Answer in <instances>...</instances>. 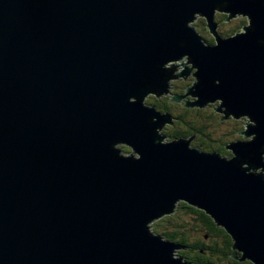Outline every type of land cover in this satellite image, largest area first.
Wrapping results in <instances>:
<instances>
[{"label":"water","instance_id":"1","mask_svg":"<svg viewBox=\"0 0 264 264\" xmlns=\"http://www.w3.org/2000/svg\"><path fill=\"white\" fill-rule=\"evenodd\" d=\"M216 11L248 24L226 36ZM261 44L264 0H0V264H191L149 228L181 201L264 264ZM167 93L247 122L231 156L163 141L145 98Z\"/></svg>","mask_w":264,"mask_h":264},{"label":"trees","instance_id":"2","mask_svg":"<svg viewBox=\"0 0 264 264\" xmlns=\"http://www.w3.org/2000/svg\"><path fill=\"white\" fill-rule=\"evenodd\" d=\"M216 21L219 24L218 29L226 36L238 32L245 25V21H241L229 30L222 31L220 28L223 23L229 22L227 15L217 13ZM195 25L208 42H216L214 36L211 33L209 35L204 18H199ZM190 81L184 82L180 88H174L173 93L185 92ZM169 98V96L162 98L152 96L147 100L160 111L168 112L173 117V122L163 128L169 138L193 137L192 145L204 151L231 156L225 144L241 137L238 131L242 128L243 122L235 120L234 130L219 134V128L217 127V130L215 125H219L224 120H220V115L211 105L204 108L186 107L182 102H171ZM183 215L185 216L182 217ZM152 227L165 239L184 246L183 258L195 261V264H253L248 260L240 261L233 258L232 255L236 250L233 248L231 235L218 226L205 211L186 202H179L174 213L156 220Z\"/></svg>","mask_w":264,"mask_h":264},{"label":"rangeland","instance_id":"3","mask_svg":"<svg viewBox=\"0 0 264 264\" xmlns=\"http://www.w3.org/2000/svg\"><path fill=\"white\" fill-rule=\"evenodd\" d=\"M216 13H221V12H219V11H216ZM243 22V21H245V25L246 24H248V19L246 18V17H244V16H238V17H236V18H232L228 23H223V25L221 26V30L222 31H225V30H229L231 27H233V26H235V24H238L239 22ZM242 30V28L241 29H239L238 31H241ZM220 33H222V32H220ZM187 60L188 59H186V57H184V60H180V61H183V62H187ZM180 61H172V62H170L168 65H166V67H169L170 66V64H172V63H175V64H180L181 62ZM190 67H191V63H187ZM178 67H181V68H177V70L174 72V74H177V73H179V72H181V70L182 69H184V67H182V65H178ZM193 70V72H195L196 71V69H192ZM187 80H190V77H187V78H185V77H181V82H179V81H176V80H169L168 81V83H169V85H170V92L172 91H174V88H180L182 85H183V83L184 82H186ZM169 96V94L167 93V94H163L162 96H160L159 98H162V97H168ZM191 98H195V99H197L196 97H191ZM146 100H148V99H150V94H147L146 95V98H145ZM151 104H153V103H151ZM214 105H217V106H219V105H221V101H218V102H216ZM224 109V108H223ZM229 119H234V118H229ZM242 122V121H241ZM235 121H229V120H224V121H221V123L218 125V124H214L215 125V128L217 129V127L219 128V134H226L227 133V131L228 130H234V125H235ZM251 123H254L253 121H250L249 122V124H251ZM248 123L247 122H243V125H242V128H246V126L245 125H247ZM214 129V128H213ZM218 130V129H217ZM240 131V130H239ZM239 131H238V133H239ZM165 138H164V140L163 141H165V140H170L171 138H169L168 137V135L166 134V133H164V131H163V129L162 130H160L159 131ZM188 138H190V137H188ZM246 138L247 137H244V138H242V139H244V140H246ZM239 139V138H238ZM234 141V140H233ZM192 146H194V145H192ZM116 147H118V148H121L122 149V152H124L125 154H133L134 153V150L133 149H131V148H129L128 146H125V145H122V144H120V145H117ZM195 147V146H194ZM128 150V151H127ZM225 156V155H224ZM136 157H139V155H137L136 154ZM258 171H262L261 169H259ZM179 203V202H178ZM175 212V211H174ZM173 212V213H174ZM185 215H183L182 217H184ZM155 222V221H154ZM154 222H151L150 223V226H149V228H150V230L151 231H153V232H155L154 230H153V227H152V224H154ZM155 233H157V232H155ZM158 234V233H157ZM161 235V234H160ZM176 243V242H175ZM183 252V250L181 249V248H178V249H175L174 251H173V254L174 255H177V256H179V257H181V258H183V256H184V254L182 253ZM189 263H191V264H195V261H192V260H187Z\"/></svg>","mask_w":264,"mask_h":264},{"label":"bare ground","instance_id":"4","mask_svg":"<svg viewBox=\"0 0 264 264\" xmlns=\"http://www.w3.org/2000/svg\"><path fill=\"white\" fill-rule=\"evenodd\" d=\"M238 16H243V15H242V14H239V15H238V13H236V14H235V17H232V18H236V17H238ZM244 17H246V16L244 15ZM246 18H247V17H246ZM185 56H186V55H185ZM185 56H184V57H185ZM186 59H187V56H186ZM180 60H184V58L178 59V60H176V61H180ZM176 61H175V62H176ZM170 62H172V61H169L168 64H169ZM183 63H185V62H183ZM172 64H175V63H172ZM170 65H171V64H170ZM174 71H176V70H174ZM121 144H123V143H121ZM118 145H120V143H119Z\"/></svg>","mask_w":264,"mask_h":264},{"label":"clouds","instance_id":"5","mask_svg":"<svg viewBox=\"0 0 264 264\" xmlns=\"http://www.w3.org/2000/svg\"><path fill=\"white\" fill-rule=\"evenodd\" d=\"M261 45H264V44H261ZM261 147L264 148V145H262ZM261 179L264 180V177H262Z\"/></svg>","mask_w":264,"mask_h":264},{"label":"flooded vegetation","instance_id":"6","mask_svg":"<svg viewBox=\"0 0 264 264\" xmlns=\"http://www.w3.org/2000/svg\"><path fill=\"white\" fill-rule=\"evenodd\" d=\"M219 28V27H218ZM219 30V29H218ZM219 32H221L220 30H219Z\"/></svg>","mask_w":264,"mask_h":264}]
</instances>
